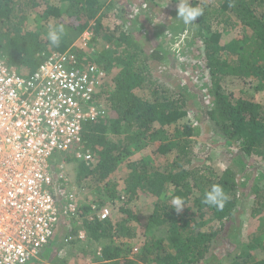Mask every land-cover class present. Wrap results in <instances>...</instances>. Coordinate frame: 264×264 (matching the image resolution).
<instances>
[{"label":"trees","instance_id":"16d2710c","mask_svg":"<svg viewBox=\"0 0 264 264\" xmlns=\"http://www.w3.org/2000/svg\"><path fill=\"white\" fill-rule=\"evenodd\" d=\"M106 1L0 0V61L18 76L29 77L55 52H69L77 67L84 70L94 66L103 75L95 100L105 109L106 115L97 123L85 124L82 129L83 151L94 155L96 163L91 167L81 162L76 183L81 186L82 180L88 177L104 183L105 188L108 187L107 194H99L97 203L104 207L98 209L99 212L108 209L110 216L100 221L98 212L85 219L83 228L88 237L95 242L133 238L134 228L129 224L140 221L131 206L142 195L156 199L145 225L146 236L151 238L142 248V255L150 263L264 264V228L246 237L242 251L232 258L228 256L229 260L216 257V252L224 249V240L236 236L232 234L236 230L232 224L236 219L246 211L250 218L264 212V184L252 176L249 165L254 161L264 162V103L255 102L245 92L252 88L264 93V0L198 3L204 9L197 22L200 23L198 34L203 37L200 50L206 60L210 83L206 89L213 99L212 107L205 115L217 134L225 138V146L236 149L232 160L240 166L238 171L231 165L222 171L213 170L198 150L199 126L190 122L175 125L190 116L188 102L192 93L180 85L172 88L159 84L155 68L165 58L162 44L152 43L151 49L146 50L143 38L129 28L125 18L127 10L121 12L116 8L120 13L115 19L118 26L114 22L103 24L105 16L101 11ZM52 2L63 4L65 9L60 10ZM32 14H38L41 22L65 17L58 25L66 22L77 36L89 31L90 45L102 42L105 47L86 56L81 49L71 47V42L64 36L58 46H53L47 37L40 36L41 32L26 29ZM214 25L216 29L212 30ZM239 26L238 36L222 44L223 34ZM42 28L45 35L46 25ZM74 65L72 60L69 66ZM233 82L243 84L244 90L239 91L238 97L225 93L224 85ZM195 114L193 120H198V113ZM173 125L175 127L169 131ZM123 131L126 134L122 135ZM109 135L116 136V142ZM145 149H149L152 156H171L170 163L157 168L150 159L128 162L129 172L121 192L116 183L105 181L131 150ZM259 177L264 178V175L259 174ZM214 183L220 184L229 197L222 210L202 203L203 192ZM177 196L185 204L179 213L171 205L172 198ZM245 199L249 202L248 208ZM76 212L64 217L71 219ZM113 213L120 216L116 222L112 221ZM207 224L212 226L206 228ZM163 227L164 238L152 237L154 228ZM70 233L67 237L73 236L72 230ZM76 242V239L72 241ZM48 245L43 248L40 258H44L46 249L51 250ZM121 251L119 247L107 245L101 250V264H133L122 258ZM255 253L262 259H257ZM39 259L31 262L38 264Z\"/></svg>","mask_w":264,"mask_h":264},{"label":"rangeland","instance_id":"374dc122","mask_svg":"<svg viewBox=\"0 0 264 264\" xmlns=\"http://www.w3.org/2000/svg\"><path fill=\"white\" fill-rule=\"evenodd\" d=\"M216 1L217 0H189V3L192 6L199 7L198 3L204 2V4H213ZM180 2L181 0H108L101 11V14L105 16V18H103V24L110 25L109 23L114 22L115 26H118L115 19L116 15L119 16L120 13L116 8L121 10V12L127 10L128 13L125 18L128 20L127 22H129V28L134 34L143 38L145 43L143 47L146 50L151 49L152 43L159 44V46L162 44L165 58L160 65L155 68L159 76V84L163 86L168 85L172 88L180 85L192 93V99L188 102L190 116L175 125L178 126L190 122L192 125L199 126L201 135L198 138L200 143L198 144V150H201L200 156L203 159H208L206 164L210 163L213 170L222 171L227 165H231L238 171L240 166L236 164L235 159L232 160V153L235 152L236 149L228 145L225 146V138L217 134L218 132L214 129L212 123L208 121L205 115V112H207L209 108L211 109L213 99L211 96H208L206 89L207 86H210V83L206 60L200 50L203 39V37L201 38L198 34V32L200 33V23L196 20L192 25H185L180 19L176 18L177 5ZM52 5L58 6L60 10L65 9L63 4L57 2H52ZM133 7L136 8L133 10L134 12L131 10ZM135 13L136 15L134 16ZM113 15L115 17H113ZM38 17V14H32L28 17L26 29L34 33L41 32L42 34L40 36L42 38L47 37L49 24L58 25L60 20L62 21L65 19V17L60 19L49 18L48 22H41ZM142 22H144L145 25H143ZM65 24L66 22L62 23L65 29L63 34L64 38L71 42V47H81L83 45V34L79 36L75 35ZM44 25H46L47 29L45 35L43 34L45 29L42 28ZM215 29L216 25L212 27V30ZM239 32H241L240 26L234 31L225 32L221 38V43L224 44L228 42L230 38L238 36ZM204 34L205 33H203L202 36H204ZM88 45L89 46L83 50L86 56L93 55L94 52L105 47L102 42L91 45L89 42ZM114 72H117V70H114ZM231 84L232 85L227 83L224 85L225 93H233L238 97L239 91L241 89L244 90L243 84L239 82H233ZM112 88V86H109L110 90H113ZM245 92L247 95H250L255 102L264 103V93L261 94L260 92L252 90V88L245 89ZM195 112L198 113V120H193L196 116ZM175 125L171 126L169 131H171ZM124 134L126 133L123 131L122 135ZM114 137L116 136L109 135V138L111 140L115 139L113 142H116L117 138ZM73 158L69 155L65 156L62 153H55L48 160L49 173L52 176V180L56 183V187L60 186V188L58 187V193L60 194V200L58 202L60 206L64 208L66 201L61 193L65 192L66 194H71L75 200L77 215L70 216L71 219H66L67 217L64 216L61 217L54 238L48 245L50 248L51 245H53L54 248L51 250L46 249L44 258H40L38 264H101V250L107 245L121 248L122 258L130 260L133 264H152L149 259H146L142 255V248L144 243L151 238V236H146L145 225L148 217L152 213L153 204L156 199L141 195L138 201L132 203L131 210L137 215L140 221L139 223L129 224L131 228H134L135 236L133 238L112 239L111 241L105 240L100 242L92 241L83 228V221L85 219H90L93 214L98 213V208L104 207L102 205L100 206L97 200L99 194H107L106 189H108V187L105 188L104 183L98 182L95 177L84 178L81 182L82 185H78L76 183V178L81 161L74 160L75 158ZM140 159H145L147 161L150 159L152 165L158 168L159 165L164 166L170 163L171 156H152L149 149L138 152L131 150L130 155L124 157V161L118 164L117 170L105 181L116 183L118 185L117 190L121 192L125 186V177L129 172L127 169L128 162ZM249 165H251L250 170L252 171V176L258 178L260 184H264V178L259 177V174L264 175V162L254 161L250 162ZM256 170L258 171L256 172ZM240 175L241 174H239V176ZM254 178L253 181H255ZM250 182H252V179ZM168 194H170V192ZM245 204L248 208L249 202L247 199H245ZM87 208L89 209L87 210ZM113 209L116 211V206H114ZM113 215L112 221H118L120 216L117 213H113ZM232 224H235L236 227V230L234 229L232 234H236V236L234 238H224L226 239L224 240V249L220 252H216V257L219 260L227 258L228 256L232 258L242 251V244L245 243L246 237H251L264 228V212L255 218H250V213L246 211ZM210 226H212V224H207L206 228ZM238 226L240 227L238 228ZM71 230L74 232L72 233L73 236L67 237V235L71 234ZM227 231L226 229V233ZM152 234L154 238H164L165 229L164 227L154 228ZM67 238H70L69 241H67ZM75 239L77 242L74 244L72 241ZM251 253L254 255V252ZM255 257L259 260L262 259V256L259 257L258 253H255ZM228 258L227 260L230 259ZM28 264L37 263L30 262Z\"/></svg>","mask_w":264,"mask_h":264},{"label":"built area","instance_id":"2783aa9c","mask_svg":"<svg viewBox=\"0 0 264 264\" xmlns=\"http://www.w3.org/2000/svg\"><path fill=\"white\" fill-rule=\"evenodd\" d=\"M90 33L82 35L83 47ZM69 52L51 53L29 77L0 61V264L39 259L54 238L62 216L77 211L71 194L59 206L58 187L49 173L55 153L95 163L83 152V126L105 117L95 96L103 75L80 69ZM74 61V66H69ZM108 209L97 218L108 219Z\"/></svg>","mask_w":264,"mask_h":264},{"label":"clouds","instance_id":"9594fccd","mask_svg":"<svg viewBox=\"0 0 264 264\" xmlns=\"http://www.w3.org/2000/svg\"><path fill=\"white\" fill-rule=\"evenodd\" d=\"M230 6H232V5L230 4ZM203 13H204L203 8L190 5L189 0H181V2L177 5L176 18L180 19L185 25H192L195 23L197 18H199L200 16L203 15ZM64 31H65V29L62 25L49 24L48 32H47V39L49 40L50 44L53 46H58L60 41H61V38L64 34ZM86 32H88V31H86ZM90 40H91V37H90ZM90 40L88 41L86 47L81 46L78 48L83 51L84 49H86L89 46L88 44H89ZM88 153H90V152L88 151ZM65 156H67V155H65ZM93 157H94V155H93ZM74 158L76 160L84 162L83 160L77 159L75 156H74ZM94 159H95V157H94ZM95 163H96V160H95ZM95 163H93V164H95ZM228 199H229V197L226 194V192L224 191L223 187L218 183H214L208 189H206L203 192L202 203H204L205 205H208V206H215L216 208L222 210L225 206V203L228 201ZM171 205H172V208H174L177 213L182 211L183 207L185 206L183 199L179 196L172 198Z\"/></svg>","mask_w":264,"mask_h":264},{"label":"bare ground","instance_id":"6f19581e","mask_svg":"<svg viewBox=\"0 0 264 264\" xmlns=\"http://www.w3.org/2000/svg\"><path fill=\"white\" fill-rule=\"evenodd\" d=\"M81 136H82V132H81ZM82 141H83V137H81Z\"/></svg>","mask_w":264,"mask_h":264},{"label":"crops","instance_id":"0c3cea01","mask_svg":"<svg viewBox=\"0 0 264 264\" xmlns=\"http://www.w3.org/2000/svg\"><path fill=\"white\" fill-rule=\"evenodd\" d=\"M52 248H54V246H53V245H51V248H50V249H52Z\"/></svg>","mask_w":264,"mask_h":264}]
</instances>
